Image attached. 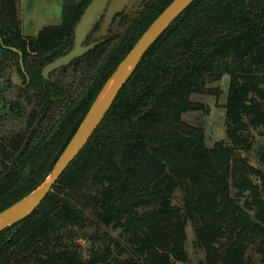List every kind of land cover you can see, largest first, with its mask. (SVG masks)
I'll return each mask as SVG.
<instances>
[{"label":"trees","instance_id":"obj_1","mask_svg":"<svg viewBox=\"0 0 264 264\" xmlns=\"http://www.w3.org/2000/svg\"><path fill=\"white\" fill-rule=\"evenodd\" d=\"M91 1L63 0L60 25L26 36L19 0H0L3 90L13 87L7 60L22 59L27 73L0 112V213L42 185L119 64L173 2L146 0L117 17L105 43L59 85L46 82L42 69L71 50ZM225 75L227 140L208 148L204 126L184 116L207 111L193 96L214 92L209 85ZM261 129L264 0H196L150 48L46 200L0 233V264L187 263L188 223L205 264H251L250 252L264 264V148L263 168L240 155Z\"/></svg>","mask_w":264,"mask_h":264},{"label":"water","instance_id":"obj_2","mask_svg":"<svg viewBox=\"0 0 264 264\" xmlns=\"http://www.w3.org/2000/svg\"><path fill=\"white\" fill-rule=\"evenodd\" d=\"M145 1L92 0L74 28L71 50L65 55L56 58L44 68V78L48 79L49 75L57 70L66 69L75 60L105 43L116 18L121 15L127 16L136 13ZM195 1L173 0L153 21L109 78L50 175L36 190L0 213V233L31 216L46 200L60 177L86 147L99 128L117 96L144 56L171 24ZM97 29L99 40L89 43ZM11 81L14 85H21V76L15 66L12 67Z\"/></svg>","mask_w":264,"mask_h":264},{"label":"rangeland","instance_id":"obj_3","mask_svg":"<svg viewBox=\"0 0 264 264\" xmlns=\"http://www.w3.org/2000/svg\"><path fill=\"white\" fill-rule=\"evenodd\" d=\"M55 21L54 25H60L62 22V9L58 18ZM39 27V26H38ZM42 29V28H40ZM115 31L122 32V28L115 27ZM39 30L35 29H26L25 34L27 36H36ZM72 73H70V80L68 82H74L75 78H72ZM10 69L6 70V76L9 77ZM230 77L225 75L219 82L210 84L209 88L215 90L212 93L205 95H195L193 96V101L203 104L207 111H197L191 112L184 116V119L192 124H201L205 128L206 139L205 143L208 148H212L219 141H226V110L225 104L228 98ZM4 83L3 80H0V112L2 111V102H11L15 101L18 98V88L13 86L10 89L3 90ZM255 145L252 151L245 152L241 151L240 155L247 157L250 160V163L255 167H262L258 158V150L264 148V130L255 131ZM263 168V167H262ZM264 170V168H263ZM174 204L182 205V195L180 192L176 193ZM113 236L118 237L119 231H113ZM77 243L80 244L86 256L88 255L89 245L84 240H77ZM186 251L188 253V262L187 263H178V264H205V253L196 246V239L194 235V229L191 223L187 225V242H186ZM251 258V264H261L260 257L254 252L249 253Z\"/></svg>","mask_w":264,"mask_h":264},{"label":"crops","instance_id":"obj_4","mask_svg":"<svg viewBox=\"0 0 264 264\" xmlns=\"http://www.w3.org/2000/svg\"><path fill=\"white\" fill-rule=\"evenodd\" d=\"M62 3L63 0H19L23 34L26 35V29L40 31L46 26L54 25L61 12Z\"/></svg>","mask_w":264,"mask_h":264},{"label":"flooded vegetation","instance_id":"obj_5","mask_svg":"<svg viewBox=\"0 0 264 264\" xmlns=\"http://www.w3.org/2000/svg\"><path fill=\"white\" fill-rule=\"evenodd\" d=\"M97 40H99V38H98V32H97V35L95 36V38L93 39V40H91V41H89V43L90 42H94V41H97ZM70 51V50H69ZM68 51V52H69ZM67 52V53H68ZM65 55V54H64ZM63 56V55H62ZM59 57H61V56H59ZM56 58H58V57H56ZM55 58V59H56ZM54 59V60H55ZM53 60V61H54ZM53 61H51L50 63H52ZM50 63H48V64H50ZM47 64V65H48ZM46 65V66H47ZM13 66H15L16 68H17V70H18V72H19V74H20V76H21V85L20 86H18V85H14L13 83V86H16L17 88H23V89H25L26 88V85H25V78H27V73H26V71H25V69H24V67H23V63H22V59H19V61H18V64L16 63V61H12V60H7L6 62H5V64H4V67L6 68V70L7 69H10V75H9V79H10V81H11V75H12V67ZM46 66H44V68L46 67ZM71 67V65L69 66V67H67L66 69H60V70H57V71H55V72H53V73H51L50 75H49V78L48 79H46V78H44V76H43V70H44V68L42 69V76H43V78H44V80L46 81V82H49V83H52V84H58L59 85V83L57 82V78H59V75H62L64 72H66L67 70H68V68H70ZM12 82V81H11Z\"/></svg>","mask_w":264,"mask_h":264}]
</instances>
